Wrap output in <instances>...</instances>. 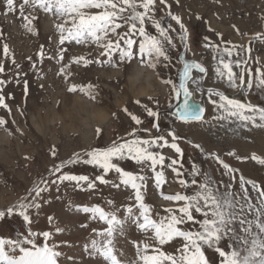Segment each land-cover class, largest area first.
Returning <instances> with one entry per match:
<instances>
[{"label": "rangeland", "instance_id": "rangeland-1", "mask_svg": "<svg viewBox=\"0 0 264 264\" xmlns=\"http://www.w3.org/2000/svg\"><path fill=\"white\" fill-rule=\"evenodd\" d=\"M21 2L22 0H17V4ZM168 5L171 6L170 9ZM156 9L155 19L160 20L164 26L171 24L172 29H175L170 33L175 44V47L168 49L170 61L161 58L155 69L141 65L135 59L119 67L97 63L85 66L83 62L72 63V58L84 56L87 59L104 60L106 57L99 56L101 49L91 44L66 43L64 47L67 51L61 61L58 59L59 32L55 26L62 20L51 13H44L42 9L33 10L26 6L25 15L31 13V16L38 17L33 21L38 35L29 33L23 27L25 21L18 12L4 14L0 0V30L3 32V38L0 39V62L5 66V72L0 73V79L7 81L0 94L5 97V102L11 108L9 112L0 107V116L8 121L6 125L0 126V210L16 205L41 178L49 181L54 179L49 172L54 165L67 161L75 153L83 154L92 148L107 147L114 140L119 142L120 138L130 139L127 133L133 128L149 129V132L139 131L138 134L144 138L167 136L175 130L181 137L178 143L184 150L183 178L189 181L193 179L190 173L193 165H196L202 173L209 174L221 190L225 185L232 184L233 191L239 192L240 174L264 186V165L250 158L253 153L264 157V128L252 125L242 127L234 118L218 119L223 112L211 103L208 89L219 90L231 98L262 107L264 90L255 86L251 90L230 88L226 80L216 75L217 60L213 58L216 53L212 48L205 46L217 44L221 48L231 47V44L224 43L230 41L232 44L243 45L244 48L251 47L248 67L254 70L264 66V40L252 39L256 33L264 34V0H179L178 3L177 0H167V4H161L157 0ZM169 11L182 18L188 30L187 43L190 50L185 49L180 39L183 30L168 15ZM147 26L149 32L158 34L150 21ZM217 33H222L223 39ZM5 42L15 54L19 68L3 57L2 45ZM41 46L45 52L42 62L38 56ZM183 50L187 58L198 59L207 66L205 74L194 78L200 88L196 94L206 106L204 122L184 123L170 112L176 101L170 95V86L164 84L163 80L171 78L178 82ZM28 57H31V60ZM241 57L247 58L243 51ZM231 59H237L235 54ZM243 67L241 65V68ZM61 68H65L64 73L60 72ZM234 71L239 73L240 68L234 67ZM89 83L97 86L98 94L95 100L80 91L79 87L76 92L68 91L73 84L80 86ZM141 86L146 89L145 93L140 92ZM192 86L195 89L197 84ZM149 97L158 100V105L154 100H149ZM137 99L141 101L140 105L135 103ZM213 99L218 97L213 96ZM143 105L159 111V132L153 128L155 119L147 116ZM124 107L139 116L144 123L136 125L123 111ZM97 111H101L105 117L96 115ZM97 128L102 130L99 134ZM189 141L201 144L205 151L195 149ZM53 146L57 151L55 157L51 155ZM157 150L166 156V164L178 156L170 148ZM209 152L218 154L226 163L239 170L234 174L236 180H231L222 166L206 155ZM230 152L249 158L238 160L229 155ZM116 162L125 170L146 177L145 202L153 206L154 214L166 215L164 209L174 205L165 201L159 194L160 189L155 185L154 173L146 165H138L131 159ZM64 172L86 175L90 180L104 175L110 183L105 184L97 180L93 189L87 188V182H81L79 186L69 181L51 185L48 191L42 194V207L38 212L35 209L30 210L33 219L30 226L32 231L53 233L49 242H55L58 245L57 250L62 253L59 264H106L101 256L91 254L90 245L91 240L102 239L97 233L106 225L101 220L91 219V213L80 210L83 206H100L106 211L116 212L125 220L123 233L118 232L116 235L115 246L125 264H132L136 259V249L132 242H142L145 239V234L132 223L125 211L129 204L134 203L133 190L123 185L119 188L113 187V183L120 182L117 173H104L95 165L80 162L66 164L61 170V173ZM165 175V194L185 191L171 169L166 168ZM196 179L202 180L203 177ZM247 187L250 195L255 198L257 193L251 185ZM194 190V186L187 189L189 194ZM49 217L54 218L51 223ZM57 227L63 231L56 232ZM28 228L29 225L18 214L0 219V237L3 238L15 239L21 234L27 235ZM37 242L43 243V237H38ZM231 243V240L226 239L221 242V246L228 250ZM180 244L181 241L177 239L165 246V250L175 252ZM205 254L209 264H220L221 257L214 249L205 247Z\"/></svg>", "mask_w": 264, "mask_h": 264}, {"label": "snow or ice", "instance_id": "snow-or-ice-1", "mask_svg": "<svg viewBox=\"0 0 264 264\" xmlns=\"http://www.w3.org/2000/svg\"><path fill=\"white\" fill-rule=\"evenodd\" d=\"M2 3L5 15L19 13L25 21L23 27L29 33L38 35V30L33 25V21L38 17L31 16V13L25 15L26 6L33 10L42 9L44 13H51L62 20L55 26L59 32L58 59L61 61L67 51L64 45L75 42L77 45H95L101 49L99 56L106 57V59L92 60L79 56L73 57L72 63L83 62L85 66L97 63L119 67L135 59L139 64L155 69L161 62V58L170 61L168 49L175 47L170 34L175 29H172L171 24L164 26L160 20L155 19L157 0H22L19 4L17 0H2ZM159 3L167 4V0H159ZM168 7L170 9L171 6L168 5ZM168 15L183 30L180 39L185 49L190 50L187 43L188 30L182 18L179 15H173L170 11ZM149 21L155 26L158 34L154 35L148 31ZM217 35L223 39L222 33H217ZM2 38L3 32L0 30V39ZM252 39L264 40V34L256 33ZM224 43L231 44V47L221 48L217 44L205 45L216 53L213 58L217 60L215 69L217 77L226 80L228 86L233 89L251 90L255 86L264 90V66L254 70L248 67L251 60V47L244 48L243 45L232 44L230 41H224ZM241 51L246 54L247 58L241 57ZM234 54L237 57L235 60L231 59ZM2 55L5 59H9L16 68L20 67L16 62L15 54L6 42L2 45ZM38 56L42 62L45 58L43 46ZM28 59L31 60V57ZM181 60L182 67L178 71L179 82L171 78L163 80L164 84L170 86L171 97L178 102L175 105L174 115L184 123L204 122L205 109L192 102L195 92L200 91L198 81L193 77V70L206 73L207 68L200 62L188 60L184 56ZM257 63H259L258 58ZM241 65L244 67L241 68ZM234 67L240 68V72L234 71ZM64 71L65 68L60 69L61 73ZM4 72V63L0 62V73ZM6 83L7 81L0 79V91ZM193 84H197L195 89L191 86ZM78 87L91 99H96L98 94L96 85L89 83L77 86L73 84L68 91L76 92ZM25 89H27L26 81ZM208 93L211 103L223 112L218 119L234 118L240 122L242 127L252 125L256 128H264V107L250 102L244 103L219 90L208 89ZM213 96L218 99H213ZM149 100H154V98L149 97ZM154 102L158 105V100ZM135 103L140 105L141 101L137 99ZM0 107L11 112L2 94H0ZM143 108L148 117L155 119L153 128L159 132V111L147 105H143ZM123 111L136 125L144 123L127 107H124ZM12 122L15 123L14 120ZM7 123L8 121L0 116V126ZM96 131L99 134L102 130L97 128ZM139 131L149 132L150 130L133 128L127 133L130 139L120 138L119 142L114 140L107 147L92 148L83 154L75 153L72 158L49 169L54 179L49 181L41 178L25 197L17 201L16 205L0 210V219L18 214L29 225L27 235L21 234L15 239L0 237V264H59L62 253L57 250L58 245L55 242H49L52 240L53 233L32 231L30 226L33 219L30 210L35 209L38 212L42 207L40 203L43 198L42 194L58 182L61 184L65 181L75 182L78 186L81 182H87L88 189L95 188L97 180L105 184L110 183L104 175L90 180L86 175L61 173L66 164L78 162L98 166L104 173L115 171L120 182L113 183V187L119 188L123 185L133 190L134 203L129 204L125 211L132 223L145 234V239L142 242H132L136 249V259L132 261V264H209L205 247L214 249L219 254L220 264H264V186L240 174L239 192L233 191L232 184L225 185L221 190L219 184L214 182L209 174L202 173L196 165H193L190 173L193 179L189 181L183 178L184 150L178 143L181 137L177 132L172 130L167 136L156 135L144 138L138 134ZM189 143L195 149L205 151L201 144L191 141ZM163 148L173 149L178 154L177 158L166 164V156L157 150ZM51 155L53 157L57 155L55 146L51 150ZM206 155L217 161L231 180H236L234 174L239 171L238 169L233 168L214 152L206 153ZM229 155L235 156L238 160L249 158L240 157L235 152H230ZM250 158L264 165V157L253 153ZM124 159H131L138 165H146L154 173L155 185L160 189L159 194L165 201L174 205L164 209L166 215L154 214L153 206L145 202L146 177L120 167L116 161ZM177 165L180 166L177 167ZM166 168L175 173L178 183L185 191L174 194L164 193L163 187L167 184ZM57 173L61 174L56 175ZM201 176L202 180L196 179ZM248 185H251L257 193L255 198L250 195ZM193 186L195 190L189 194L187 189ZM80 210L91 213V219L101 220L106 225L97 233L102 239L91 240V254L101 256L106 264H125V261L121 259V253L115 246L116 235L118 232L123 233L125 220L121 219L116 212L106 211L100 206H83ZM48 219L51 223L54 218L49 217ZM82 227H87V225H82ZM55 231L62 232L63 229L57 227ZM41 236L43 243H38L37 239ZM177 239L181 241V244L175 252L166 251L165 246ZM226 239L232 241L228 250L221 246V242Z\"/></svg>", "mask_w": 264, "mask_h": 264}, {"label": "water", "instance_id": "water-1", "mask_svg": "<svg viewBox=\"0 0 264 264\" xmlns=\"http://www.w3.org/2000/svg\"><path fill=\"white\" fill-rule=\"evenodd\" d=\"M185 54H186V52H185V50H183L182 53H181V56H180V57H182V56L185 57ZM185 58H186V57H185ZM186 59H187V58H186ZM188 60H196V59H188ZM196 61L200 62L199 60H196ZM200 63L203 64L202 62H200ZM203 65L205 66V64H203ZM205 67H206V66H205ZM197 71H198V70H193V77H195ZM198 72H199V71H198ZM178 82H179V78H178ZM192 102L195 103V104H197V105L200 106V107H203V108L205 109L204 102H203L201 99L197 98L195 94H194V96H193V100H192ZM177 103H178V102L176 101L175 105H176ZM175 105H174V106L172 107V109H171V113H173V114H174V112H175ZM204 113H205V112H204Z\"/></svg>", "mask_w": 264, "mask_h": 264}, {"label": "bare ground", "instance_id": "bare-ground-1", "mask_svg": "<svg viewBox=\"0 0 264 264\" xmlns=\"http://www.w3.org/2000/svg\"><path fill=\"white\" fill-rule=\"evenodd\" d=\"M142 87V86H141ZM140 92H142V93H145L146 92V89L145 88H140ZM70 109V108H69ZM96 110H97V108H96ZM95 113V112H94ZM96 115H98V116H101V118H103V117H105V115L101 112V111H97L96 112Z\"/></svg>", "mask_w": 264, "mask_h": 264}]
</instances>
